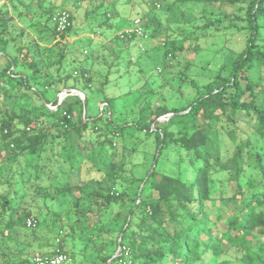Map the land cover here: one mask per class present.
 I'll return each mask as SVG.
<instances>
[{
	"label": "trees",
	"instance_id": "obj_1",
	"mask_svg": "<svg viewBox=\"0 0 264 264\" xmlns=\"http://www.w3.org/2000/svg\"><path fill=\"white\" fill-rule=\"evenodd\" d=\"M124 1L0 0V159L16 166L0 194V264L43 254L31 195L60 227L47 253L64 246L73 260L71 235L89 264H264V0H147L127 28L140 19L146 32L179 31L155 35L153 57L137 33L116 31ZM63 10L70 25L59 31ZM100 32L111 37L96 42ZM102 43L130 56L108 73L130 66L140 82L161 66L172 93L158 104L141 91L107 94L108 74L97 80L84 53ZM187 51L212 57L168 73ZM121 246L130 254L113 257Z\"/></svg>",
	"mask_w": 264,
	"mask_h": 264
},
{
	"label": "rangeland",
	"instance_id": "obj_2",
	"mask_svg": "<svg viewBox=\"0 0 264 264\" xmlns=\"http://www.w3.org/2000/svg\"><path fill=\"white\" fill-rule=\"evenodd\" d=\"M52 0H43V3L45 4V7H50L52 6L51 4ZM54 2V0H53ZM147 0L146 1H141V0H131L129 1H124L119 4V9H120V14L121 17L114 19V22L116 23V31H118L119 34H121L122 30L121 29H126L130 25L133 24L134 18L140 17L141 14L145 11H147L148 6H147ZM31 5V4H30ZM29 5V6H30ZM33 5V6H32ZM30 6V11L31 13L35 14L36 16L39 17L40 14L45 13V11L42 9L41 5L38 3H32ZM39 5V6H38ZM44 7V6H43ZM141 13V14H140ZM81 14V13H80ZM31 19V18H30ZM29 19V20H30ZM35 21L38 20V18L34 19ZM45 17H42L40 21H45ZM172 27H176V24H173ZM118 28V29H117ZM129 29V28H127ZM120 30V31H119ZM145 30V29H144ZM103 30H101L102 32ZM156 31V32H155ZM155 31L152 29L147 30V34L149 36L145 38L144 40H141L140 46L144 47L145 42L148 41L147 43V49H149L150 56H154V50L151 48L152 45H154L155 38L154 36L157 35L158 38L160 37H165L167 35H178L179 31L177 29L175 30H166L165 32H162L161 29H155ZM100 32V33H101ZM83 35H90L89 33L83 34ZM93 35V33L91 34ZM99 36L93 35V38L95 39L96 42H105L107 41L110 37L109 36L103 35V33L98 34ZM77 38V36H73L71 40ZM235 41V38L231 40L230 43H233ZM231 45V44H230ZM233 48L236 47V45L232 46ZM117 50V49H116ZM115 50V51H116ZM207 52V51H206ZM203 53L202 55H198L196 57V60L194 59V54H192L190 51L185 52L184 54H180L178 59H175L174 61H170V64L168 66V73H178L180 71H184L186 69V65L188 60H191L193 62V66L191 68V72H197L199 71L202 66L207 65V62L211 59L212 55H209L207 53ZM86 56H90L94 60L93 68L96 71V79L99 81H102L104 79V76L108 74V81L105 86V92L107 94H110L111 96H116L120 95L123 93H128L132 94L136 91H141L143 97L146 99L153 101L154 103L158 104L159 101L161 100V97L164 95H170V91L172 93V90L170 89L169 86L165 87L163 86V82L167 80V74L165 71H160L162 68L161 66H157L156 72H158V75L152 76V72H149L143 80L140 82L137 81V76L134 74L130 66H123L122 68H119V72L123 74L121 77H118V75H113V73H108L109 66L111 62L118 60V54L119 52H112L110 48L104 46V44H100L98 47V51L95 50L94 52H91L90 49H87L84 51ZM226 58L222 62H229L232 59V52L231 50L227 52ZM221 57V54L220 56ZM118 58H121L123 61L126 59H129L130 56H119ZM222 60V59H221ZM127 62V60H126ZM131 61H128L126 64H130ZM224 65V64H222ZM134 74V75H133ZM164 74V75H163ZM130 76L133 78L131 80ZM129 82L132 84V86H129ZM148 86H147V85ZM175 87L178 86V84H174ZM160 92L162 93L160 97ZM129 102H133V98L129 100ZM136 107V106H135ZM124 110H127V108H124ZM128 115L131 116L132 114V106L129 108ZM126 111V112H127ZM125 113V111H124ZM91 144V143H88ZM4 156L1 155L0 159V194L9 190L10 188L12 189L13 186H8L7 181L9 179V175L12 174L15 171V164L7 161H3ZM144 173V172H142ZM72 183H76V177L72 178ZM33 195L28 197V200L24 202V206H30L33 205V212L32 215H35L39 218L40 220V225H39V231L42 232V239H41V245L38 244V247H34L36 253H47L50 251L52 246H54V240L55 236L60 229L58 225L56 227H53L52 225V218L53 214L51 210L46 209L47 207L44 206L40 201L38 200H33ZM1 202V199H0ZM71 206V204H70ZM70 206L68 205H62L63 212L67 211V209H70ZM39 207H43L44 213L48 214V219L45 221L42 220V217L39 215ZM65 216V213L62 214ZM56 216V214H54ZM66 219V218H65ZM67 221V220H65ZM60 231V230H59ZM69 229L65 228V231H63V234L68 232ZM66 243L67 247L72 251L73 253V260L69 264H89V259L84 257V252L81 250H85V253L88 254L90 251L89 247H86L84 245V242L81 241L78 238H73V236L68 235L66 238ZM28 264H33V262H29Z\"/></svg>",
	"mask_w": 264,
	"mask_h": 264
},
{
	"label": "built area",
	"instance_id": "obj_3",
	"mask_svg": "<svg viewBox=\"0 0 264 264\" xmlns=\"http://www.w3.org/2000/svg\"><path fill=\"white\" fill-rule=\"evenodd\" d=\"M54 21L56 23V27L59 31H63L67 26L70 25L69 20V13L66 10H63L57 16L54 17ZM135 32L143 39L147 38L149 34L144 30V28L140 25V19H136L134 22V26L129 29H124L121 32V36H124L125 33ZM72 91H75L72 89ZM64 92L59 94V103H61L62 98L64 96ZM51 109H56V106L51 104L48 105ZM38 224V220L35 216L28 217L26 219V225L28 228H34ZM63 235V231L61 232ZM57 242H62L61 236L57 237ZM124 249L125 254H130V250L126 247H120L119 253ZM66 247H59L52 251L51 253H44V254H36L33 256V264H69L72 261V257L69 255L68 251H66ZM121 262L126 263L125 261L121 260Z\"/></svg>",
	"mask_w": 264,
	"mask_h": 264
},
{
	"label": "water",
	"instance_id": "obj_4",
	"mask_svg": "<svg viewBox=\"0 0 264 264\" xmlns=\"http://www.w3.org/2000/svg\"><path fill=\"white\" fill-rule=\"evenodd\" d=\"M171 115L172 114H170L169 116H171ZM151 170H153V168ZM118 253H119V249H118V251L115 253V255L113 257H115L116 255H118Z\"/></svg>",
	"mask_w": 264,
	"mask_h": 264
}]
</instances>
